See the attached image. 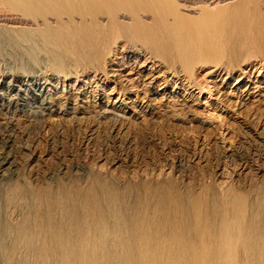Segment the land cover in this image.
Returning a JSON list of instances; mask_svg holds the SVG:
<instances>
[{
  "label": "bare ground",
  "instance_id": "6f19581e",
  "mask_svg": "<svg viewBox=\"0 0 264 264\" xmlns=\"http://www.w3.org/2000/svg\"><path fill=\"white\" fill-rule=\"evenodd\" d=\"M0 61L6 64L0 67V114L7 120L0 149H5L11 142L5 133L19 113L35 118L30 136L40 131L42 116L54 107L47 106L53 104L52 81L56 89L95 86L105 92L117 73L130 85L121 84V96H153L188 84L207 88V63L222 76H232L237 67L241 74L262 75L264 0H0ZM59 110L71 114L63 101L55 113ZM252 119L264 134V124ZM68 131L60 133L70 137ZM156 134L138 135L136 146L153 148L164 131ZM190 143L181 148V158L192 157ZM131 144L123 141L124 148ZM245 155L228 157L237 167L248 162ZM216 158L220 163L219 153ZM159 161L169 174L145 179L126 171L124 182L77 164L70 178L39 187L29 179L11 184L10 171L1 179L9 187L0 196L7 212L18 217L16 223L7 217L0 223V248L33 251L42 264H238L235 253L252 251L247 264H264V185L251 182L246 190L233 181L218 182L214 169L192 166L185 184L175 177L186 172L183 160ZM13 163L0 154V171ZM151 165L154 170L157 162ZM5 234L11 236L8 243Z\"/></svg>",
  "mask_w": 264,
  "mask_h": 264
},
{
  "label": "rangeland",
  "instance_id": "374dc122",
  "mask_svg": "<svg viewBox=\"0 0 264 264\" xmlns=\"http://www.w3.org/2000/svg\"><path fill=\"white\" fill-rule=\"evenodd\" d=\"M187 13L189 17L195 15L188 11ZM0 64V67L6 66L3 61ZM204 67L209 71L203 79L208 84L207 88L200 91L201 87L188 84L181 89L172 87L167 93L159 90L153 96L151 92L150 95L142 92L135 95L130 92L121 96V84L127 87L130 85L124 76H118L117 73L112 78L117 84L111 81L105 92L95 86L86 90L75 87L72 89L70 86L63 88L58 84L56 89L52 81L49 88L53 104L47 106L54 105V113L42 116L44 120L37 135L28 134L29 128L36 122L35 118H30L24 112L19 113L12 130L5 133L9 134L8 139L11 142L8 143V148L0 149V154L8 155L14 163L10 167L6 165L4 171H0V191L9 187L1 179L12 170L14 172L11 184L13 181L24 184L29 179L33 185L39 187L56 178H70L72 174L78 173L77 168L74 169L76 164L103 177H117L121 182H124L123 174L126 171L125 175L130 177L140 176L147 179L150 174L155 178L157 174H169L171 171L167 167L162 168L159 160L164 157L170 164H179L183 160L186 175L181 177L180 172H176L175 177L185 184L191 181L187 167L192 166L193 171L195 168L214 169L218 182L227 184L233 181L246 190L250 189L251 182L264 185V134L262 128L252 121V118L258 117L264 124V73L241 74L237 67L229 77L218 75L212 64L207 63ZM36 72L38 75L42 73L39 70ZM14 84L18 85L19 82ZM112 86L116 88L111 92ZM14 92L9 90L7 93ZM120 100L126 103L121 104ZM60 101L68 104L71 114H61V110L55 113ZM45 113H49V110ZM115 114L121 117L118 118ZM167 119L170 121L167 122ZM6 121L5 115L0 114V130ZM109 126L111 129L108 130ZM79 128L83 133L78 134ZM63 130H69L71 136L64 137L60 133ZM166 130H172L173 135L165 134ZM162 131L163 137L155 141L157 144L153 148L148 146L144 151L143 146H136L139 136L149 138L155 134L157 137L156 133L160 134ZM54 132L58 135H54ZM52 138L58 140V146L54 148L51 144ZM126 140H130L132 144L124 148L123 141ZM164 141L166 146H162ZM189 141V149L193 155L183 156V159L180 151ZM193 141L197 142L196 147L192 145ZM218 153L220 163L217 164ZM234 153L246 154L248 162L233 166L228 156ZM154 156L156 157L153 159ZM154 161L157 162L156 170H152L151 163ZM224 161L228 162L227 166ZM147 163H150L149 167ZM3 199L4 196H0V223L5 222L6 217L13 219L10 223H16L18 215L11 216L10 211L7 212ZM2 239L8 243L11 236L5 234ZM7 250L0 248V264L43 263L41 255L32 253L33 251L29 253L30 251L17 249L18 251L12 253ZM253 252L235 253L236 262L247 264L252 260L250 255ZM221 260L223 258L219 259Z\"/></svg>",
  "mask_w": 264,
  "mask_h": 264
}]
</instances>
